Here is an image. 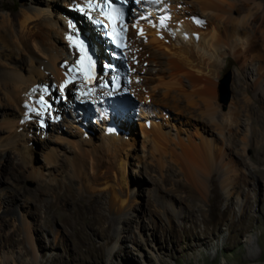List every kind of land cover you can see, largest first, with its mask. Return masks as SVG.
Listing matches in <instances>:
<instances>
[{
    "label": "rangeland",
    "instance_id": "1",
    "mask_svg": "<svg viewBox=\"0 0 264 264\" xmlns=\"http://www.w3.org/2000/svg\"><path fill=\"white\" fill-rule=\"evenodd\" d=\"M32 1L0 0V41L4 38L13 42L14 54L17 53L15 58L20 54L23 57V61L15 59L11 62V56L0 44V51H3L0 74L16 67L31 79L29 71L47 62L39 44L32 41L28 45L20 43L18 36L22 30L17 19L22 11L33 15L31 8L37 9L36 12L42 10L44 13L33 16V21L43 23L42 20L48 18L53 22L52 34L57 37V45L49 41L48 45L45 43L47 49L52 45L59 50V46L68 43L60 30L76 31L82 28L81 23L90 24L73 4L76 0H40V5ZM177 1L182 3L183 0ZM252 1L251 9L245 14L250 21L251 33L260 37V44L253 47L243 71L239 70V59L228 51L222 55L217 70L220 110L228 112L232 106L240 111L238 128L231 137L235 146L233 150L228 147L225 150L227 161L231 159L237 169L238 180L234 179L232 189L234 212L225 211L207 222L196 211L201 205L198 201L201 192L184 175L170 150H153L152 145L144 140L139 121L138 129L132 127L128 135L132 144L125 151H117V161L123 163V181L119 172H113L109 184L100 178L102 180L92 187H84L82 181L72 178L75 152L84 147L81 146L80 132L76 131L74 140L77 143L73 146L66 143L67 132L60 133L59 126H52L57 115L69 108L77 95L83 94L78 85L83 78L80 77L78 83L72 82L73 87L68 82L63 86L64 90H60L57 79L51 75L50 83L46 84L42 77V80L33 79L37 83H34V94L36 97L40 95L38 98L44 101H41L40 108H44L43 115L36 116L29 103H15L5 97L0 79V264H264V0ZM188 7L194 14L203 15V21L211 17L209 13L202 14L193 3ZM245 14L234 15L236 21L238 16ZM127 28L129 62L139 69L158 70L150 58L140 55L143 46L139 39L131 38L132 24ZM76 37L87 47L88 43L80 32ZM40 42L44 43V38ZM88 47L92 48L91 44ZM89 54L88 62L96 73L102 58L94 62L93 48ZM68 59L74 61V57L68 56ZM137 75L140 82L134 81L132 85L129 82L128 86L130 89L137 87V92L144 95L147 89H141L143 78L150 75ZM226 75H229L227 102L220 83ZM158 89L163 90L162 86ZM135 93L133 91L132 99L141 102ZM92 96L93 92L89 90L84 98L92 100ZM154 98L158 103L168 104V108H162L163 117L167 119L164 121L166 133L171 132L174 136L180 129L183 138L189 136L197 142L200 135L205 136L201 122L171 109L173 100L162 95ZM57 107L60 110H56ZM91 125L100 128L95 122ZM62 127L68 129L66 125ZM88 130L93 133L92 128ZM94 132L96 134L90 137L97 145L102 135ZM227 143L221 141L218 147L224 150ZM90 164V160L87 161L88 173L92 171ZM221 181L217 179L218 187ZM228 186L225 183L222 191L229 189ZM241 198L248 201L246 212L238 211V199ZM221 207H225L224 202ZM195 234H200V239L195 238ZM199 240L206 241L208 246H197Z\"/></svg>",
    "mask_w": 264,
    "mask_h": 264
},
{
    "label": "bare ground",
    "instance_id": "2",
    "mask_svg": "<svg viewBox=\"0 0 264 264\" xmlns=\"http://www.w3.org/2000/svg\"><path fill=\"white\" fill-rule=\"evenodd\" d=\"M99 1L103 0H91L93 3ZM143 1V6L147 8L146 11H144L142 5L137 6L133 10L138 11V14L133 12L128 15L125 24L122 21L119 23L126 36L124 45L126 50L130 37L127 32V26L132 24L134 28L131 30V38L139 39L140 44L143 46L140 49V55L143 54L141 56L150 58V61L159 67L158 70H146L145 67L139 69V67H134L133 62L130 63L128 61L131 67L129 73L131 85L134 81L139 80L138 82H140L141 78L137 74L150 75L149 78H143L145 81L141 89H147L144 95L137 92V87L132 86L134 88L130 89L129 93L135 91L141 102L130 98L128 103L121 99L117 101L116 105H112V97L104 99L110 96V93L104 89V85L108 83L107 78L103 77L100 80V77H96L92 81L95 72L94 66L88 62L89 51L93 48V53L95 52L103 61L105 55L102 44H107V42H103L100 38L101 32L99 35V33L95 32H98V29L93 28L94 23L92 20L97 16L93 9L89 7V0H81L79 3L76 0L73 4H76V8L81 15L88 18L90 24L87 26V24L82 25L81 23L82 28H77L76 31L72 29L71 31L60 30V34L67 39L68 43L59 46V50L54 49L52 45L50 49H47L49 41H53L54 45L57 42V37L52 34L53 22L48 18L45 19L46 21L42 20L43 23H35L33 21V16L44 12L42 10L36 12L37 9L31 8V11L33 10V15H31L26 10L22 11L17 19L21 26L20 30H22L21 35L19 34L20 36H18L20 43L21 45H28L32 41L36 45L39 44L43 55H46L47 62L36 65L32 70L29 69L31 79L19 72L20 69L17 70L14 67V69L10 68L9 72L0 74V79L2 80L0 82L8 100H12L15 103H29V107L34 110V116H36L37 114L43 115L44 108L40 109L42 108L41 101H43L39 99L40 95L38 98L36 97L37 94H34L36 93L34 92L36 90H34V83L36 82L33 79L38 80V78L41 79L42 77L43 81L44 79L46 80V84L50 83L49 75H51L57 79L60 90H64L63 86H66L68 82H70V87H73L72 82L78 83V79L82 77L83 81L78 85L82 89L83 94L77 95L75 98L76 107H72L71 103V106L66 110L58 111L60 114H56V123L52 124V126L57 125L60 127H57L60 133H68L69 138L66 141L68 144L76 145L77 142L74 140L76 131L80 132L79 136L82 137L81 146L84 147H81L78 153L75 152L76 162L72 164V178L75 180L79 179L82 181L83 186L87 188L98 183L97 181L100 178L105 181V184H109L111 182L110 174L113 172L115 174L119 172V177L123 181L124 168L123 163L119 159L121 163L117 161V151L119 149L124 150L132 144L129 143L128 135H130L132 127L134 130L138 129L136 125L139 121L144 140L152 145L153 150H170V154L174 156L176 163L184 170V175L201 192V196L198 199L201 205L198 206L196 211L200 212L207 222H211L212 218L220 216L225 211L234 212L232 211V189L234 188L237 169L231 159L227 161L225 150L227 147L229 150H233L235 142H232L234 140H232V136H234L240 122V111L237 108L231 106L228 112L220 110L217 102V70L221 65V57L226 54L225 51H228L236 59H239L237 61L240 64L239 70L243 71L247 68L249 61L247 59L251 51H253V47L260 44V37L258 38L256 37L258 36L257 34L254 36L251 33L250 21L246 16L251 9V3L254 1H181L184 4L179 3L177 0ZM32 2L36 5L42 4L40 0H33ZM166 3L167 9L165 10L164 6ZM189 3L195 4L202 14L209 13L211 17L203 21V15L200 17L194 14L193 9L188 7ZM148 13H150L149 17H145ZM241 14L245 15L243 17L238 16L239 18L237 17V19L239 20L236 21L234 15ZM240 18L242 19L240 20ZM79 32L83 38L85 37L88 43L87 47L77 39L76 35ZM12 36H14L13 31ZM41 37L44 38V43L40 42ZM2 40L0 44H3V48L11 56L10 61L13 62L15 59L23 61L22 54L17 55L19 58H15L17 53L14 54V49L16 48L14 43L7 42L8 40L6 41L4 38ZM90 44L92 48L88 47ZM141 50L144 52H141ZM2 55L3 51H0V56ZM68 56L74 57V61H70ZM32 60L31 58L30 61L32 62ZM238 78L242 80L240 77ZM152 81H154L153 84ZM102 82L105 84L103 85ZM161 86L163 90L158 89ZM89 90L93 92L92 100L84 98ZM157 95L173 100L174 105L171 109L178 111L181 116L186 115L189 119H196L201 122L205 136L200 135V139L197 142V140H193L189 136L183 138L180 129H177L174 136H172L171 132L166 133L164 131V123L166 122L164 121L167 119L163 117L164 109L162 108H168V104L156 102L157 100L155 101L154 97L157 98ZM88 101L97 104L95 109H92L86 103ZM32 109L29 110L31 114ZM162 117L163 121H161ZM94 122L101 129L97 125L90 126ZM63 125H66L68 129H64ZM88 128H92L93 133ZM94 131L102 135L101 141L97 145L91 141L90 137L94 135ZM221 141L229 142V144L225 145L224 150L218 147ZM76 150L74 149V151ZM89 160L92 170L90 173H88L87 169V161ZM218 178L222 179L219 187ZM236 180L238 179L236 178ZM243 181H245V177H243ZM225 183H228L230 187L228 186L229 189L227 188L223 192ZM238 200L240 204L238 211L246 212L248 210L246 206L248 203L247 199L241 198ZM222 202L225 204L224 208L221 207ZM206 216H208V219ZM109 237H111L110 234ZM200 237V234H195V238L200 239ZM202 245L208 246V243L201 240L197 246ZM163 264L168 263L164 262Z\"/></svg>",
    "mask_w": 264,
    "mask_h": 264
},
{
    "label": "water",
    "instance_id": "3",
    "mask_svg": "<svg viewBox=\"0 0 264 264\" xmlns=\"http://www.w3.org/2000/svg\"><path fill=\"white\" fill-rule=\"evenodd\" d=\"M220 83H221V88L223 89L222 90V92H223L222 95L224 96L225 102H227V100H228L227 87H228V83H229V75H226L223 79H221Z\"/></svg>",
    "mask_w": 264,
    "mask_h": 264
},
{
    "label": "snow or ice",
    "instance_id": "4",
    "mask_svg": "<svg viewBox=\"0 0 264 264\" xmlns=\"http://www.w3.org/2000/svg\"><path fill=\"white\" fill-rule=\"evenodd\" d=\"M89 7L92 8L93 10L96 9L97 5H94L91 3V0H89ZM105 7H110V5H101L100 6V10H101V14L105 15L106 17H108L109 19H111V15L109 14V12L105 11ZM81 11H83V9H81ZM112 13H115L116 10L115 9H111Z\"/></svg>",
    "mask_w": 264,
    "mask_h": 264
},
{
    "label": "clouds",
    "instance_id": "5",
    "mask_svg": "<svg viewBox=\"0 0 264 264\" xmlns=\"http://www.w3.org/2000/svg\"><path fill=\"white\" fill-rule=\"evenodd\" d=\"M128 11H129L130 14L132 13V11H131L130 9H129ZM102 47H103V46H102ZM103 51H104V50H103ZM100 60H101V58L99 59V61H100ZM101 61H102V60H101ZM101 61H100V62H101ZM98 68H99L98 70H100V67H99V66H98ZM74 103H76V101L73 102L72 105H73Z\"/></svg>",
    "mask_w": 264,
    "mask_h": 264
}]
</instances>
